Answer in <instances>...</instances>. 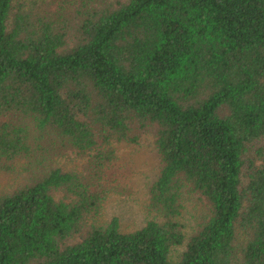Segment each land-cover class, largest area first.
<instances>
[{
	"label": "trees",
	"instance_id": "16d2710c",
	"mask_svg": "<svg viewBox=\"0 0 264 264\" xmlns=\"http://www.w3.org/2000/svg\"><path fill=\"white\" fill-rule=\"evenodd\" d=\"M145 130L160 167L122 231L95 182ZM16 162L0 264H264V0H0V172Z\"/></svg>",
	"mask_w": 264,
	"mask_h": 264
},
{
	"label": "rangeland",
	"instance_id": "374dc122",
	"mask_svg": "<svg viewBox=\"0 0 264 264\" xmlns=\"http://www.w3.org/2000/svg\"><path fill=\"white\" fill-rule=\"evenodd\" d=\"M146 130L140 133L134 144L123 143L116 146L115 159L105 169L106 175H101L103 179L95 182L106 191L100 221L116 217L122 231H132L144 223L148 216V188L155 180L160 167L159 158L153 148V135ZM249 147L247 156L252 160L254 147ZM84 164V159L72 153H64L58 159L59 167L65 171L76 172L80 177L87 174L83 168ZM21 166V163L16 162L12 172H0V195L12 192L23 184L25 173ZM245 181L246 178L243 179V182ZM183 199L181 220L187 227L185 231L190 232L207 205L197 194L185 195Z\"/></svg>",
	"mask_w": 264,
	"mask_h": 264
}]
</instances>
